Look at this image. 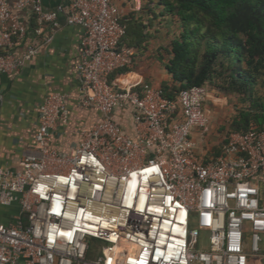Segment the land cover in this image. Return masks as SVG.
Instances as JSON below:
<instances>
[{"label": "built area", "instance_id": "built-area-1", "mask_svg": "<svg viewBox=\"0 0 264 264\" xmlns=\"http://www.w3.org/2000/svg\"><path fill=\"white\" fill-rule=\"evenodd\" d=\"M61 14L84 28L79 104L102 117L61 152L52 142L71 118L66 96L50 93L39 105L37 149L18 171L0 166V205L21 209L0 223V264H264V129L233 131L217 156L203 155L194 133L209 129L206 84L172 100L112 77L139 56L121 45L126 26L113 0L52 10L42 0H0V74L20 71L52 42ZM199 231L208 244L195 250ZM93 240L100 246L90 257Z\"/></svg>", "mask_w": 264, "mask_h": 264}, {"label": "trees", "instance_id": "trees-1", "mask_svg": "<svg viewBox=\"0 0 264 264\" xmlns=\"http://www.w3.org/2000/svg\"><path fill=\"white\" fill-rule=\"evenodd\" d=\"M156 20L169 33L170 26L176 28L163 59L168 75L160 87L164 96L176 100L182 90L217 78L225 90L250 102L235 120L234 131L264 129V0H144L140 12L122 15L126 34L121 45L141 52L152 39ZM98 246L93 240L92 249Z\"/></svg>", "mask_w": 264, "mask_h": 264}, {"label": "crops", "instance_id": "crops-1", "mask_svg": "<svg viewBox=\"0 0 264 264\" xmlns=\"http://www.w3.org/2000/svg\"><path fill=\"white\" fill-rule=\"evenodd\" d=\"M46 9H56L67 5L68 0H42ZM121 12H140L131 0H113ZM125 11V12H124ZM26 22L35 24L28 13H22ZM60 28L53 32V40L44 44L39 52L20 71L0 74V166L18 171L22 168L25 156L37 149L34 134L38 128V107L50 93H62L70 107L71 118L68 124L60 125L52 146L61 152H69L81 140L80 131L91 128L101 120L96 109L83 108L79 104L80 81L78 65L81 60V41L84 28L70 26L66 16L61 14ZM46 33H49L46 30ZM152 44L147 43L139 56L134 69L117 77L124 84L147 82L161 87L168 80L163 67L150 60ZM20 47L17 51L21 53ZM210 96V94H209ZM208 96V99H209ZM122 127L132 132V117L129 113L120 114ZM198 132V131H197ZM20 206L0 205V223L9 224L20 214ZM99 247V246H98ZM98 254V248L90 257Z\"/></svg>", "mask_w": 264, "mask_h": 264}, {"label": "rangeland", "instance_id": "rangeland-1", "mask_svg": "<svg viewBox=\"0 0 264 264\" xmlns=\"http://www.w3.org/2000/svg\"><path fill=\"white\" fill-rule=\"evenodd\" d=\"M170 29H172L171 33L168 32L166 25H161L160 20H156L151 29L152 39L149 43L152 44L150 47L154 53L149 59L156 61L157 65L161 67H163V59L168 58L167 46L176 28L173 25V27L170 26ZM207 86L210 96L205 106L210 121L209 129L205 133L196 131L194 138L197 140L200 152L206 157H211L218 153L229 134L236 129L235 120L241 111L250 107V102L243 95L225 90L222 82L217 78L208 82ZM260 91L264 94V86L260 85ZM192 228L198 229L197 224L193 223ZM199 232L200 235L194 244L195 250H200L208 244L207 235L202 231Z\"/></svg>", "mask_w": 264, "mask_h": 264}]
</instances>
